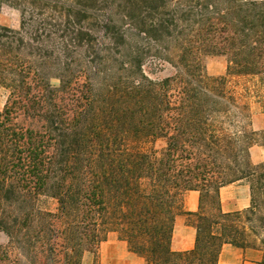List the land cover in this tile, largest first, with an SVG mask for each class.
Listing matches in <instances>:
<instances>
[{"label": "trees", "instance_id": "obj_1", "mask_svg": "<svg viewBox=\"0 0 264 264\" xmlns=\"http://www.w3.org/2000/svg\"><path fill=\"white\" fill-rule=\"evenodd\" d=\"M0 264H81L109 234L148 264H218L224 245L262 254L264 147L250 92L264 85V0H0ZM223 56V76L203 58ZM168 66L172 73L155 74ZM56 82V84H54ZM164 140L159 151L144 149ZM249 191L225 213L220 189ZM197 211L183 210L185 192ZM54 202V208L46 206ZM195 229L173 252L175 217Z\"/></svg>", "mask_w": 264, "mask_h": 264}, {"label": "crops", "instance_id": "obj_2", "mask_svg": "<svg viewBox=\"0 0 264 264\" xmlns=\"http://www.w3.org/2000/svg\"><path fill=\"white\" fill-rule=\"evenodd\" d=\"M221 209L225 213L240 211L249 205V191L244 185L232 184L220 189ZM198 193L185 192L183 195V210L196 212ZM195 229L185 222L183 216H176L170 241L173 252L191 250L194 246ZM262 254L255 250H241L230 245L221 248L218 264H260ZM81 264H93V256H84ZM95 264H148L144 257L139 256L127 247L124 241L108 238L97 251Z\"/></svg>", "mask_w": 264, "mask_h": 264}, {"label": "rangeland", "instance_id": "obj_3", "mask_svg": "<svg viewBox=\"0 0 264 264\" xmlns=\"http://www.w3.org/2000/svg\"><path fill=\"white\" fill-rule=\"evenodd\" d=\"M0 26L16 28L18 26L17 12L6 7L1 8ZM203 65L208 76L214 78L223 76L226 69V59L223 56H206L203 58ZM171 73L172 70L165 65L163 70L161 72L156 73L154 77L161 79L165 76L170 75ZM54 84H56V82H54ZM230 85L240 93H243L244 90L250 92V102L251 108L253 110L252 127L256 131L264 130V85L260 83L257 78H231ZM7 96L8 92L5 89L0 88V111L5 105ZM164 146V140L156 139L149 143H146L144 145V149L159 152L164 148ZM250 159L253 164L264 162V147L253 146L250 149ZM46 206L53 209L55 204L52 201H48ZM245 209H242L240 211H243ZM178 216H183L185 218V222L187 223L186 217L184 215ZM115 236V234H109L108 238L113 239ZM7 241V237L0 232V245H7ZM99 250L100 247L98 251ZM90 254L93 256V254L90 252H84L82 255V259L84 256L89 257ZM95 261L96 260L93 256V264H95Z\"/></svg>", "mask_w": 264, "mask_h": 264}]
</instances>
